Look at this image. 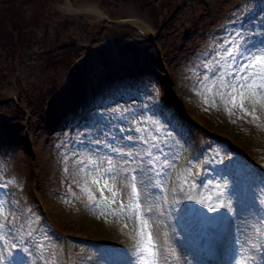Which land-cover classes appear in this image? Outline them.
Instances as JSON below:
<instances>
[{"label": "rangeland", "instance_id": "374dc122", "mask_svg": "<svg viewBox=\"0 0 264 264\" xmlns=\"http://www.w3.org/2000/svg\"><path fill=\"white\" fill-rule=\"evenodd\" d=\"M22 1L17 8L24 19L18 13L10 24L0 20V36L13 25L26 26L28 33L23 48L0 49V184L6 185L0 198L8 199V210L27 213L36 240L50 237L59 264H129L135 258V222L108 209L100 215L81 190L87 185L103 205L97 192L111 199L102 184L107 180L118 191L111 205L118 212L119 204L127 203L126 181L105 174L93 184L95 168L81 171L77 161L99 162L100 155L116 159L88 141L109 131L105 142L113 143L111 136L121 135V127L146 126L180 150L174 160L170 154L174 167L157 181L165 189L157 197L162 207L154 213L160 264H202L193 244L210 256L229 258V264L241 258L252 264L250 245L264 242L257 235L264 222L248 210L249 185L264 179V113L257 106L259 121L238 109L230 116L218 97L212 107L195 89L208 71L203 65L219 60L221 45L229 46L225 40L238 33V44L253 34L264 38V0H50L46 19L33 26L27 22L39 8L29 9ZM245 107L251 111L252 105ZM129 110L147 124L117 119L130 116ZM196 156L193 177L201 173L205 181L222 183L218 174L223 172L239 178V211L231 221L179 192L188 161ZM174 189L181 202L170 207ZM161 211L165 215L159 216ZM29 259L41 264L38 256ZM255 264H264V250L257 252Z\"/></svg>", "mask_w": 264, "mask_h": 264}, {"label": "snow or ice", "instance_id": "6c2138e0", "mask_svg": "<svg viewBox=\"0 0 264 264\" xmlns=\"http://www.w3.org/2000/svg\"><path fill=\"white\" fill-rule=\"evenodd\" d=\"M261 36L264 37V33H261ZM237 38H242L239 33ZM237 38L225 40L224 43L229 46L224 48L221 45L222 51L216 52L219 60L213 59L203 65L208 71L203 79L199 80V88L195 89V92L196 95L203 97L205 104L211 103L212 107H216L218 97L224 110L230 116L233 110L238 109L245 116L250 115L254 121H259L261 117L256 114L257 106L261 113H264V38L256 39L253 34V39H245L243 44H238ZM237 60H242L244 63L238 64ZM209 96L212 97L211 100ZM246 103L252 105L251 111L245 107ZM129 112L130 116L121 115L117 119L147 124V121H137L136 114L131 110ZM154 130L159 131L158 128ZM126 131L128 134L123 135ZM119 132L121 135L111 136L113 143L105 142L109 138V131H104L103 138H92L88 141L93 145H102L113 153L116 159L112 156L100 155L99 162L96 159H89L85 164L81 159L77 163L83 165L81 171L87 167L95 168L97 175L92 180L93 184H99L105 174H111L113 181L117 177L126 181V187L130 189L127 193V203L121 202L118 212L111 210V205L116 203L118 191L110 187L107 180L104 181L103 188L111 193V199L101 194L104 200L103 205L96 200L87 185H84L81 190L87 197L90 209L100 210V215H105L104 210L108 209L113 216H127L129 220L135 222L133 242L135 258L130 260L129 264H160L162 249L158 243L159 234L153 231L154 226H158L154 213L162 207L157 197L165 189L163 182L157 181L159 177L167 174V168L174 167L169 160L170 154L174 160L179 157L180 150L175 144L167 142V137L160 139L153 134V130L146 126H137L132 130L121 127ZM90 151L93 155L96 154L95 148ZM198 159L199 156H196L188 161L191 167L185 169L187 175L180 178L179 192L183 193V199L202 205L210 213L217 212L216 218L231 221L234 214L239 211V178L231 173L223 172L218 174L222 183L205 181L201 173L193 177L192 168L195 167L193 161ZM208 162L202 161L203 164ZM104 164L107 167H101ZM230 178L231 187H229ZM7 183L11 184L14 181L9 180ZM186 185L189 186L190 191H185ZM5 186V184H0V188ZM201 189L204 191L201 192ZM249 191L253 193V198L248 210L254 214L258 223L264 222V179L259 184H250ZM193 192L196 194L194 195ZM6 196L7 193H5ZM172 196L170 207H175L180 204L181 199L177 196L175 189ZM220 209H223L222 213L217 211ZM158 215L163 216L165 213L161 211ZM17 221H20L19 224ZM31 223L26 212L20 213L14 207L8 210L7 200L0 198V264H34V261L29 258L37 256L41 264H59L57 253L54 250L55 245L52 244L50 237L45 235L42 240H36L35 230L31 227ZM257 235L264 237V228H258ZM260 250H264V242L257 240L250 245L251 255L247 257V260L255 264L256 254ZM45 253L49 254L45 255ZM236 264H244V258L237 260Z\"/></svg>", "mask_w": 264, "mask_h": 264}, {"label": "trees", "instance_id": "16d2710c", "mask_svg": "<svg viewBox=\"0 0 264 264\" xmlns=\"http://www.w3.org/2000/svg\"><path fill=\"white\" fill-rule=\"evenodd\" d=\"M24 2V6H28V8H39L32 10L34 11L33 16L29 20H33L32 23L27 22V26H30L32 24L35 25L37 22L45 20V10L47 13H49L50 8H47V5L51 3L50 0H25L22 1ZM20 3L19 0H0V20L2 21L3 24H6L7 22L10 24V22H13V15L17 14L19 12V9L17 8V4ZM39 11V13L37 12ZM21 17L24 19L25 12H21ZM21 19V20H22ZM38 20V21H35ZM13 24V23H12ZM26 26L24 27V30L17 29L13 25L12 31L6 35V36H0V49L1 50H7V46H11L13 49H19L23 48L25 44H27V39L26 36L28 35L27 31L25 30ZM18 53V52H17Z\"/></svg>", "mask_w": 264, "mask_h": 264}, {"label": "bare ground", "instance_id": "6f19581e", "mask_svg": "<svg viewBox=\"0 0 264 264\" xmlns=\"http://www.w3.org/2000/svg\"><path fill=\"white\" fill-rule=\"evenodd\" d=\"M67 10H71V8L70 7H68V5H67V8H66ZM92 12H94V13H98L99 15L98 16H102V14H100V12L96 9V8H92ZM103 182V181H102ZM101 182V183H102ZM102 184H104V183H102ZM8 201V200H7Z\"/></svg>", "mask_w": 264, "mask_h": 264}]
</instances>
